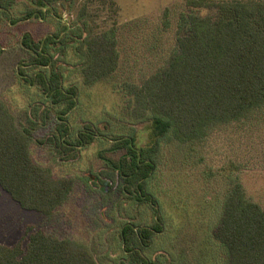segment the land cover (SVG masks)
<instances>
[{
	"label": "rangeland",
	"instance_id": "rangeland-1",
	"mask_svg": "<svg viewBox=\"0 0 264 264\" xmlns=\"http://www.w3.org/2000/svg\"><path fill=\"white\" fill-rule=\"evenodd\" d=\"M83 3L59 0L55 12L43 18H24V0H16L10 19L0 11V96L15 123L31 130L33 159L56 176L74 180L68 199L51 215L22 208L0 186V241L25 243L26 230L33 226L86 244L98 264H120L126 258L123 224L142 227L157 222L161 230L143 248L150 264H227L226 249L214 236L227 192L238 181L246 197L264 208V105L242 119L218 125L201 141L180 142L170 133L162 137L151 154L155 169L145 183L152 201L137 197L133 186L129 191L109 161L122 154L112 150L116 137L132 134L138 145L150 144L152 113L135 102L128 85H140L163 65L181 13L206 16L215 10L187 6L186 0H115L112 6L93 2L81 15ZM62 19L70 26L64 48L49 45L48 51L58 61L64 84L77 87V105L65 114L72 127L70 138L86 125L95 133L91 143L64 152L49 139L55 122L37 102L41 90L20 83L16 74L19 65L31 75L48 71L23 64L30 54L21 36L29 32L38 39L58 31ZM109 28L116 30L118 69L86 84L80 71L86 58L84 39Z\"/></svg>",
	"mask_w": 264,
	"mask_h": 264
},
{
	"label": "trees",
	"instance_id": "trees-1",
	"mask_svg": "<svg viewBox=\"0 0 264 264\" xmlns=\"http://www.w3.org/2000/svg\"><path fill=\"white\" fill-rule=\"evenodd\" d=\"M58 1L24 0L28 6L24 18H43L46 12H55L54 3ZM15 2L0 0V11L9 19ZM83 2L81 15L93 2L115 4V0ZM186 4L210 7L215 13H181L174 45L163 65L140 85H128L135 102L152 113L150 144L138 145L132 134L116 137L112 150H121L122 154L109 160L127 183L126 188L131 191L133 186L136 196L148 201L152 198L146 193L145 183L155 169L151 154L162 137L170 133L180 142L201 141L218 125L242 119L264 105V0H186ZM62 21V29L41 38L29 32L21 36V45L30 54L23 64L48 71L40 69L31 75L19 65L16 74L20 83L41 90L37 102L45 105L46 117L54 116L55 122L49 139L64 152L91 143L95 133L86 125L74 139L70 138L72 127L65 114L77 105V87L64 84L58 61L48 51L49 45L64 48V34L70 26ZM84 42L86 58L80 69L84 83H95L116 72L120 53L114 28L86 37ZM30 133V129L15 123L13 112L0 96V186L22 208L51 215L68 199L74 180L56 176L33 159ZM135 227L131 222L122 226L126 258L120 264H150L143 248L161 227L157 222ZM26 231L25 243L22 239L13 245L0 241V264H98L88 246L78 240L33 226ZM214 236L226 249L227 264H264V208L246 197L238 181L224 198Z\"/></svg>",
	"mask_w": 264,
	"mask_h": 264
}]
</instances>
